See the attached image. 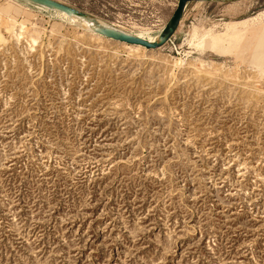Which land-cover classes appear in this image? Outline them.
Listing matches in <instances>:
<instances>
[{
	"label": "rangeland",
	"instance_id": "1",
	"mask_svg": "<svg viewBox=\"0 0 264 264\" xmlns=\"http://www.w3.org/2000/svg\"><path fill=\"white\" fill-rule=\"evenodd\" d=\"M55 1L150 41L179 0ZM38 8L0 0V264H264V0L157 50Z\"/></svg>",
	"mask_w": 264,
	"mask_h": 264
},
{
	"label": "water",
	"instance_id": "2",
	"mask_svg": "<svg viewBox=\"0 0 264 264\" xmlns=\"http://www.w3.org/2000/svg\"><path fill=\"white\" fill-rule=\"evenodd\" d=\"M26 1L38 6L47 7L50 10L66 13L70 16H76L79 19L88 22L89 24H92L93 31L106 39L127 45L142 46L147 50H157L166 46L175 36L181 25V21L183 19L185 10L189 3L193 1H199L209 4H229V3L240 2L243 0H179L174 14L172 15L169 22L166 24L163 31L160 33L157 41L155 42H150L145 39L105 26L101 24L98 19L86 13H83L77 9H74L60 2H57L55 0H26Z\"/></svg>",
	"mask_w": 264,
	"mask_h": 264
},
{
	"label": "bare ground",
	"instance_id": "3",
	"mask_svg": "<svg viewBox=\"0 0 264 264\" xmlns=\"http://www.w3.org/2000/svg\"><path fill=\"white\" fill-rule=\"evenodd\" d=\"M37 7H39V8H42V9H47V10H50L49 8H47V7H42V6H38V5H36ZM38 8V9H39ZM55 11V10H54ZM55 12H57V13H59V14H62L63 16H65V17H71L73 20H75L76 22L77 21H80V22H82V23H86L87 25H85V24H83L84 26H86V28H88L90 31H92L94 34H97V33H95L94 31H93V29H92V24H89L88 22H85V21H83V20H81V19H79L78 17H76V16H70V15H68V14H66V13H63V12H59V11H55ZM70 20V19H69ZM99 22L101 23V24H103V25H105V26H108V27H111V28H113V29H116V30H119V29H117V28H114V27H112L111 25H108V24H106V23H104V22H102V21H100L99 20ZM78 23V22H77ZM119 31H121V30H119ZM121 32H124V31H121ZM143 34V33H142ZM142 34H140V35H136V37H139V38H142L143 39V35ZM97 35H99V34H97ZM131 35V34H130ZM99 36H101V35H99ZM134 36V35H133ZM146 37V36H145ZM158 37L159 36H157L156 38L155 37H153V39L152 40H150V42H155V41H157V39H158ZM146 40V39H145ZM147 41H149V40H147ZM121 44H123V43H121ZM127 45V44H126ZM128 46H131V47H133V48H136V49H139V48H143L142 46H137V45H128ZM143 49H145V48H143Z\"/></svg>",
	"mask_w": 264,
	"mask_h": 264
},
{
	"label": "crops",
	"instance_id": "4",
	"mask_svg": "<svg viewBox=\"0 0 264 264\" xmlns=\"http://www.w3.org/2000/svg\"><path fill=\"white\" fill-rule=\"evenodd\" d=\"M241 2V1H240ZM237 3H239V2H235V3H233V4H237ZM262 13V12H261ZM261 13H259V14H261ZM225 24H238V25H241V24H243V20H240V21H237V22H227V23H225Z\"/></svg>",
	"mask_w": 264,
	"mask_h": 264
}]
</instances>
